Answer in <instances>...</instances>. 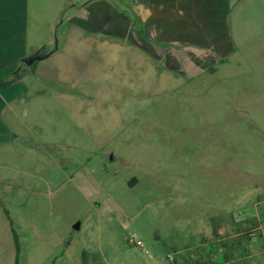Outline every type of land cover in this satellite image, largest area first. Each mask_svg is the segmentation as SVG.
Segmentation results:
<instances>
[{"label": "rangeland", "instance_id": "1", "mask_svg": "<svg viewBox=\"0 0 264 264\" xmlns=\"http://www.w3.org/2000/svg\"><path fill=\"white\" fill-rule=\"evenodd\" d=\"M134 1L26 0L0 264H264V0L231 7L232 51L169 66L135 46ZM211 19L185 35L220 39Z\"/></svg>", "mask_w": 264, "mask_h": 264}, {"label": "crops", "instance_id": "2", "mask_svg": "<svg viewBox=\"0 0 264 264\" xmlns=\"http://www.w3.org/2000/svg\"><path fill=\"white\" fill-rule=\"evenodd\" d=\"M240 1L243 0H135L134 9L144 30L143 36L135 34L134 44L138 49L148 52L149 55L160 57L161 61L163 60L168 66L171 58L172 63L178 64L181 55L200 54L196 49H201L203 54L223 56L233 50L232 37L227 32L226 26L231 15V7ZM193 3L206 5L210 10L209 12L201 9L192 11L195 5ZM191 12L197 17H202V14L210 15L213 18L211 21L215 29L223 31L224 34L220 35V39L210 33L203 35L200 30L198 32L193 30L185 35L183 30L185 14ZM25 20L26 0H0V79L7 77L17 69L20 75L23 74L18 68L20 62H26L32 57L34 61L36 59L34 57L39 55L27 57ZM144 37L149 38L151 42L145 40ZM55 52L56 50L44 56L42 60L54 56ZM13 62L14 66L9 69L8 65ZM21 79L7 88L0 89V144L9 141L10 135L8 129L3 130V112L9 101L20 96V94L10 95L9 90L19 84Z\"/></svg>", "mask_w": 264, "mask_h": 264}, {"label": "trees", "instance_id": "3", "mask_svg": "<svg viewBox=\"0 0 264 264\" xmlns=\"http://www.w3.org/2000/svg\"><path fill=\"white\" fill-rule=\"evenodd\" d=\"M20 78H21V75L19 73V70L17 69L15 71H13L7 77L0 79V89L1 88H7V87L15 84ZM13 238H14L16 250H18L19 249L18 248V239H17L14 231H13ZM82 261H83V264H89L86 252L82 253ZM96 264H100V263H96Z\"/></svg>", "mask_w": 264, "mask_h": 264}, {"label": "built area", "instance_id": "4", "mask_svg": "<svg viewBox=\"0 0 264 264\" xmlns=\"http://www.w3.org/2000/svg\"><path fill=\"white\" fill-rule=\"evenodd\" d=\"M132 242H134L135 245H136L137 247H139V248H142V247H143V243H142V241H140V240H134V237H133V236H132Z\"/></svg>", "mask_w": 264, "mask_h": 264}, {"label": "water", "instance_id": "5", "mask_svg": "<svg viewBox=\"0 0 264 264\" xmlns=\"http://www.w3.org/2000/svg\"><path fill=\"white\" fill-rule=\"evenodd\" d=\"M33 61V59H30V60H28L27 62H28V64L30 63V62H32Z\"/></svg>", "mask_w": 264, "mask_h": 264}]
</instances>
